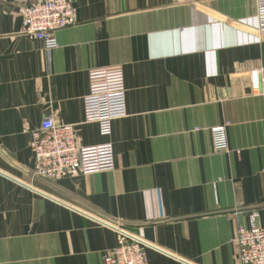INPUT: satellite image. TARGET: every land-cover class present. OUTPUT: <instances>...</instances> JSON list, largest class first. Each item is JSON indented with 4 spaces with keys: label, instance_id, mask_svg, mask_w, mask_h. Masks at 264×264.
Returning a JSON list of instances; mask_svg holds the SVG:
<instances>
[{
    "label": "crops",
    "instance_id": "0c3cea01",
    "mask_svg": "<svg viewBox=\"0 0 264 264\" xmlns=\"http://www.w3.org/2000/svg\"><path fill=\"white\" fill-rule=\"evenodd\" d=\"M73 2L48 52L22 3L0 0V264H103L115 227L155 245L150 264H235L239 225L264 210L255 0ZM104 88L127 90L110 135L85 122ZM51 117L83 145L112 142L116 170L37 176L32 131ZM228 121L231 151L216 153L210 128Z\"/></svg>",
    "mask_w": 264,
    "mask_h": 264
},
{
    "label": "built area",
    "instance_id": "2783aa9c",
    "mask_svg": "<svg viewBox=\"0 0 264 264\" xmlns=\"http://www.w3.org/2000/svg\"><path fill=\"white\" fill-rule=\"evenodd\" d=\"M22 3L24 32L40 40L46 50L60 46L57 32L76 23L73 0H15ZM259 31L264 33V0H255ZM264 84V67L249 74V86L259 94ZM264 88V86H263ZM85 122L97 123L101 132L110 135L113 120L129 114L127 90L123 88L99 89L85 96ZM32 131L31 150L35 158V173L54 180L70 176L115 171L116 153L112 142L101 145H83L79 142L74 124L57 123L48 118ZM228 121L210 128L212 149L216 153H229ZM250 226L239 225L235 264H264V210L247 211ZM117 245L105 253L103 264H150L148 249L155 245L119 227Z\"/></svg>",
    "mask_w": 264,
    "mask_h": 264
},
{
    "label": "water",
    "instance_id": "95a60500",
    "mask_svg": "<svg viewBox=\"0 0 264 264\" xmlns=\"http://www.w3.org/2000/svg\"><path fill=\"white\" fill-rule=\"evenodd\" d=\"M260 86H261V90H262L263 89L262 82L260 83Z\"/></svg>",
    "mask_w": 264,
    "mask_h": 264
}]
</instances>
